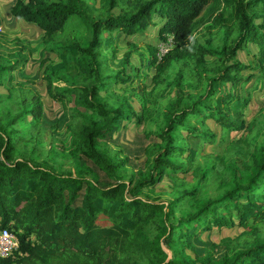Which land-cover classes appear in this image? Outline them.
<instances>
[{"label":"trees","instance_id":"16d2710c","mask_svg":"<svg viewBox=\"0 0 264 264\" xmlns=\"http://www.w3.org/2000/svg\"><path fill=\"white\" fill-rule=\"evenodd\" d=\"M155 12L174 47L154 56L147 92L133 86V75L110 74L107 57L115 53L114 32L140 33L153 25ZM11 14L43 31V80L62 106L70 140L52 137L46 145L42 95L15 82L33 53L31 42L0 31V87L6 86L0 90V226L19 239L18 250L0 256V264H264V119H253L228 142V152L205 154L200 163L202 146L218 135L189 125L213 119L221 142L242 130L251 101L244 90L250 75L242 71L258 68L256 76L264 78V0H15ZM199 29L214 37L202 42ZM250 41L259 48L256 67L236 59ZM175 65L180 69L172 77ZM112 83L131 87L148 127L158 118L151 131L157 139L138 174L101 142L129 118L127 100L115 104L102 94ZM181 130L197 138L195 148ZM83 158L108 184L88 176ZM66 162L75 170L64 169ZM189 172L191 181L178 176ZM167 176L172 199L141 195ZM235 226L243 231L221 240L220 256L196 253L203 230Z\"/></svg>","mask_w":264,"mask_h":264},{"label":"rangeland","instance_id":"374dc122","mask_svg":"<svg viewBox=\"0 0 264 264\" xmlns=\"http://www.w3.org/2000/svg\"><path fill=\"white\" fill-rule=\"evenodd\" d=\"M12 1V0H6ZM6 3V2H5ZM165 19L159 15L157 12L153 15V25L144 28L142 32L136 33L131 36H127L121 31H116L113 33L115 40V53L113 56L107 57V64L109 66L110 74H124L133 75L134 85L137 89H142L150 92L153 88V76L155 74V64H153L154 56L158 59L167 53L168 50L174 47V41L171 34L163 35L161 32V27ZM32 28L36 27L30 25L29 23L20 22L16 20L15 17L11 15V12L7 9H0V31L7 33L10 38L19 37L24 41L31 42L33 47V53L30 60L22 71H17L15 73L17 81H25L31 87L37 89L42 95L44 100V112L45 117L43 121L46 126V131L44 140L46 145L54 137L56 140H60L64 144H68L70 140V135L66 130V123L63 122L64 112L62 106L53 101L46 90L45 81L43 80V67L41 66V60L46 57L44 53L42 44V34L34 33ZM37 31V30H36ZM214 32H208V30H198L196 36L201 39L202 42H207L214 37ZM258 46L250 41L245 45L237 55V60L245 63L248 66L256 67V59L258 54ZM129 57V61L124 63L125 59ZM50 61L59 62V59L55 55L50 56ZM49 61V62H50ZM179 67L175 65L172 67L170 73L172 77H175L179 71ZM242 73L247 76L250 75L249 80L244 86V90L250 95L251 101L247 109H245V116L243 117V128L237 132H229L225 141L221 142L220 134L221 127L213 119H207L200 117L198 119H192L189 125L192 127L200 128L205 130L207 128L214 131L218 138L212 145H203L199 155L197 157L198 163L203 162L205 159L203 156L208 153H223L227 151L228 142L231 140L239 139L241 135H244L248 129L249 124L253 119L263 118L264 119V78L259 75L260 71L258 68H248ZM254 76V77H253ZM132 86V85H131ZM127 85H121L117 83H112L108 87L107 91L102 92L104 97H109L111 101L115 104H121L122 101L127 100L131 105L129 106V118L125 119L120 128L114 131L108 138H105L102 142L104 148L114 156H117L119 162H123L127 171L134 172L138 174V170L144 167L147 158L146 151L147 148L154 143L157 139L151 131L156 129L155 122L158 119L157 116L153 115L150 118L151 126L148 127L147 122L144 121L142 116V107L136 98L131 95V87L127 88ZM188 90V87L186 88ZM0 90L6 91V86H1ZM170 97L174 96V92L169 93ZM169 97V98H170ZM167 98L161 99V101ZM168 101V99H167ZM164 104H166V102ZM184 138L186 139L187 145L189 147H196L198 145V140L193 135L189 136L187 131H180ZM179 143H181L179 141ZM228 152V151H227ZM187 153H185V156ZM230 156L234 154L230 153ZM236 164L238 167L243 168V161L235 156ZM85 165H87L89 172L88 176L97 181L101 185L108 184L109 180L93 162L89 159L83 158L81 160ZM64 169L75 170L74 165L66 162L64 164ZM219 169H214L217 173ZM93 172V173H92ZM179 177L186 176L188 181L192 180V172L187 175L179 174ZM167 176L164 180L159 182L153 188L144 190L141 194L144 197H150L154 200L168 201L172 199L173 188L172 185L174 181ZM210 191V195H217L216 191ZM244 200H247L244 195ZM223 211V214H226ZM234 218L236 212H234ZM243 231L240 226L230 227H214L210 230L202 231L203 241L200 239L195 240L197 245V252L199 255H203L207 250L214 252L216 256H220L223 251V245H219L221 240L226 236L236 237ZM216 243L219 246H215ZM194 251L188 250L187 253L191 256L195 255Z\"/></svg>","mask_w":264,"mask_h":264},{"label":"built area","instance_id":"2783aa9c","mask_svg":"<svg viewBox=\"0 0 264 264\" xmlns=\"http://www.w3.org/2000/svg\"><path fill=\"white\" fill-rule=\"evenodd\" d=\"M19 248L18 236L9 230L0 226V256L9 257Z\"/></svg>","mask_w":264,"mask_h":264},{"label":"crops","instance_id":"0c3cea01","mask_svg":"<svg viewBox=\"0 0 264 264\" xmlns=\"http://www.w3.org/2000/svg\"><path fill=\"white\" fill-rule=\"evenodd\" d=\"M6 2V3H5ZM15 0H12V1H6V0H0V9L3 8L4 10L7 9V11L9 10L11 12V7L13 6ZM12 15V14H11ZM14 17V16H13ZM16 18V17H15ZM16 20H19L20 22H24L25 24L28 23V22H25L24 20L22 19H19V18H16ZM30 24V23H29ZM31 25V24H30ZM34 26V25H32ZM35 27V26H34ZM37 28V27H36ZM37 30V31H36ZM32 32H34L35 34L38 32V33H43V31L39 28L35 29V28H32ZM37 33V34H38Z\"/></svg>","mask_w":264,"mask_h":264},{"label":"water","instance_id":"95a60500","mask_svg":"<svg viewBox=\"0 0 264 264\" xmlns=\"http://www.w3.org/2000/svg\"><path fill=\"white\" fill-rule=\"evenodd\" d=\"M31 25H34L35 27H37L38 29H39V27L37 26V25H35V24H33V23H30Z\"/></svg>","mask_w":264,"mask_h":264}]
</instances>
